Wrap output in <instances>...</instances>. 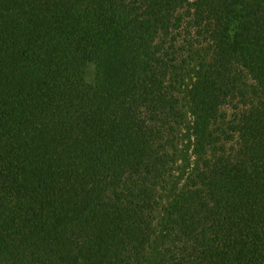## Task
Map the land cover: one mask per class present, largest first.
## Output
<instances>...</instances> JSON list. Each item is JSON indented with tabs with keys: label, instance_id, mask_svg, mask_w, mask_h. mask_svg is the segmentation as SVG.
Masks as SVG:
<instances>
[{
	"label": "trees",
	"instance_id": "1",
	"mask_svg": "<svg viewBox=\"0 0 264 264\" xmlns=\"http://www.w3.org/2000/svg\"><path fill=\"white\" fill-rule=\"evenodd\" d=\"M0 264H264V0H0Z\"/></svg>",
	"mask_w": 264,
	"mask_h": 264
},
{
	"label": "rangeland",
	"instance_id": "2",
	"mask_svg": "<svg viewBox=\"0 0 264 264\" xmlns=\"http://www.w3.org/2000/svg\"><path fill=\"white\" fill-rule=\"evenodd\" d=\"M183 133H184V131H183ZM185 143H184V145L186 144V141H184Z\"/></svg>",
	"mask_w": 264,
	"mask_h": 264
}]
</instances>
